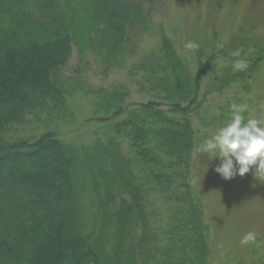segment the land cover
Returning a JSON list of instances; mask_svg holds the SVG:
<instances>
[{
  "label": "trees",
  "instance_id": "obj_1",
  "mask_svg": "<svg viewBox=\"0 0 264 264\" xmlns=\"http://www.w3.org/2000/svg\"><path fill=\"white\" fill-rule=\"evenodd\" d=\"M146 23L143 0H0V264H137L140 256L151 259L143 255L142 239H133L146 216L145 198L119 139H129L142 163H157L160 153L174 166L186 165L195 134L189 116L202 105V80L218 59L233 62L229 48L251 49L244 30L227 47L200 48L195 74L163 36L155 84L170 111L184 120L155 102L128 110L126 94L112 93L97 103L94 119L113 126L94 142L66 141L44 122L29 134L18 128L46 102L53 116L65 117L82 81L60 75L74 47L81 59L92 52L110 66L130 52L133 34ZM253 42L247 72L227 69L219 89L258 74L264 41ZM199 210L191 201L182 245L156 263L208 264Z\"/></svg>",
  "mask_w": 264,
  "mask_h": 264
},
{
  "label": "rangeland",
  "instance_id": "obj_2",
  "mask_svg": "<svg viewBox=\"0 0 264 264\" xmlns=\"http://www.w3.org/2000/svg\"><path fill=\"white\" fill-rule=\"evenodd\" d=\"M143 5L147 23L133 34L130 52L107 66L92 52L81 59L74 47L71 59L60 71L62 78L82 80L68 112L57 118L51 114L50 102L37 106L29 112L25 123L18 126L23 134H29L44 122L66 141L94 142L113 126L94 119L99 116L97 103L112 93L126 94L124 106L128 110L155 102L170 116L184 120L170 111V103L155 84L158 64L163 61L164 35L171 39L192 74L198 68L196 52L200 48L211 51L222 45L227 47L244 30L251 40V49L244 52V47L238 46L228 51L232 55L240 52L239 57L233 55V62L250 61L253 41H264V0H143ZM190 40L197 42L199 48L186 50L184 45ZM233 62L218 59L202 80L199 92L202 105L189 116L195 134L194 149L186 165L174 166L162 159L160 153L157 163H142L129 139H119L145 198L146 216L137 223L133 239H142L146 250L143 255L151 259L140 256L137 264H158L157 259L166 260L171 255L169 251L173 253L182 245L191 201L202 212L208 264H264V183L256 180L252 172L224 180L215 172L219 160H210L208 167L207 154L196 152L197 146L226 122L233 102L247 103L250 112L264 118V61L258 65V74L246 75L219 89L229 75L227 69L239 72L233 69ZM87 209L94 210L90 201ZM248 231L258 233L259 246L239 243Z\"/></svg>",
  "mask_w": 264,
  "mask_h": 264
},
{
  "label": "clouds",
  "instance_id": "obj_3",
  "mask_svg": "<svg viewBox=\"0 0 264 264\" xmlns=\"http://www.w3.org/2000/svg\"><path fill=\"white\" fill-rule=\"evenodd\" d=\"M184 47L186 50H196L199 44L190 40ZM233 55L239 57V50ZM248 66L246 59H237L232 64L237 71H245ZM196 152L207 154L208 167L210 160L218 159L215 172L224 180L243 177L252 172L256 180L264 183V118L250 112L247 103L233 102L229 105L226 122L205 138L197 146ZM239 243L243 246H259L258 233L248 231Z\"/></svg>",
  "mask_w": 264,
  "mask_h": 264
}]
</instances>
